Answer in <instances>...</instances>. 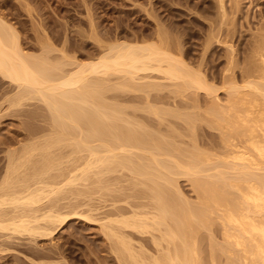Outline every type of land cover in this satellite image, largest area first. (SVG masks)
Listing matches in <instances>:
<instances>
[{"label": "rangeland", "instance_id": "rangeland-1", "mask_svg": "<svg viewBox=\"0 0 264 264\" xmlns=\"http://www.w3.org/2000/svg\"><path fill=\"white\" fill-rule=\"evenodd\" d=\"M224 1L228 22L232 23L227 27L231 31V37L229 36L228 39L234 41L232 43H235V48H237L235 49L237 53L234 52L236 53L234 55L243 61L244 56L249 54L248 49L253 42L252 34L264 26V0H237L240 2L238 13L231 9L234 5L233 0ZM215 3L214 0H0V18L12 26L25 53L40 55L43 53L42 48L47 47L48 52H51L48 55L52 60L70 59L81 63L101 55L102 44L108 45L110 42L113 44L118 41L151 42L157 23L161 24L160 26L163 24L162 30L167 32L170 39L173 38L172 41L179 43L182 53H176L177 56L184 57L182 59H186L185 62L189 61L187 64L191 67L204 71L205 75H209L208 80L212 72L218 74L214 76V81L210 79L208 82H213L211 85H214L213 87L217 90L214 95L217 96L221 105H225L227 94L220 81L226 55L224 45L216 43V38L212 39L214 43L207 49V56L205 55L202 61L200 58L202 55L200 53L204 51H202L203 46L205 49L211 38L210 34L216 36L219 33V16ZM230 12L233 13V17L236 14L238 17L231 19ZM210 23L213 24V33L207 31L210 30L209 25H212ZM223 35L222 31L217 39L219 40L220 37L223 40ZM63 53L66 59L62 57ZM241 53L246 54L243 56ZM154 74L150 73L152 79L148 78L149 80L144 81L156 84L157 87L153 88V91L149 88L143 89L142 92L141 90L116 88L114 83L118 82V77H110L107 83L110 88L105 92L102 91L101 96L99 95L102 97L100 100L103 107L108 105L106 114L112 116L110 120H107V124L113 128L110 132L114 134L122 128L124 130L134 128L142 137H149L151 145H148L147 150L141 153L131 150L135 155L140 154L139 157L144 156L141 157L143 163L149 161L144 160L146 156L148 159L151 157L148 153H151L153 140H164L162 142L169 143L167 146H171L172 149L178 146V150L184 151L186 148L190 150L196 147L199 151L212 153L210 154L212 156L217 155L214 156L215 158L221 156L224 152L223 137L213 124L209 125L212 122L204 112L209 105L211 106L209 104L211 97H207L202 91L196 92L191 89L183 90L184 92L177 91L171 82L164 79L163 81L160 75ZM144 81L141 82L145 83ZM26 93L23 88H18L15 83L0 76V194L3 190L2 186L5 190L13 188L17 192H22L27 185H31L30 187L34 189L41 188L40 183L43 182L48 185L56 183L54 185L57 191L61 188L59 194L47 195L46 198L42 195V199L39 197L41 202L31 208H35L34 211L38 210L36 215L39 216L45 213V209L48 211L49 207H53L51 209L55 211L54 213L60 216L63 214L61 217L64 221L56 223V226L52 224L54 227L50 224L52 230H48V226L47 231H39L41 234L44 232V235H38L39 232L27 235L28 233L0 231V264H127L129 260L126 254L118 250L122 249L118 244L119 235L111 239L110 229L118 232L120 238L131 240L130 247L134 248L132 250L138 256L139 254L146 257L151 256L153 252L151 234H143L141 230L118 229L115 224H109L107 219L109 216L110 218L130 217L132 213L138 215L151 213L153 203L147 195L149 194L148 184H145L141 177L134 176L129 169L119 167L117 164H112L111 169L110 167L109 169L106 167V169L104 167L94 169L93 167L91 172L87 173L89 178L80 176L82 168H85L89 159H87L89 154L84 149L81 150L82 148H77V150L74 147L84 136L83 131L72 128V131L70 130L72 134L69 137L67 135L68 138L53 147L52 141H49L57 133V128L53 125V113L51 114L52 111L46 102L39 100L35 95L31 97ZM114 109L115 113H113ZM154 113L157 114L154 115ZM99 143L95 141L89 145L97 147ZM41 156L43 159L45 157L48 162L44 159V163ZM131 158L134 159L133 156ZM13 167H16L15 173L11 171ZM44 171L48 172V176ZM37 172L39 175L33 177V180L31 174H37ZM208 174L211 173L208 172ZM177 175L172 178L175 187H171V192L168 189L169 194L174 195L175 190L178 189L179 196L195 204L197 195L190 178L181 174ZM71 176H74V179L78 177L77 181L73 179V184L67 185L66 181L72 179ZM160 181L163 180L160 179ZM176 194L178 195V192ZM14 207L6 205L0 208L4 212L2 216L4 220H9L10 216L15 215L13 213L16 209L19 213V209L22 208L18 206L15 209ZM215 223L210 232L215 239L217 238L216 243L220 244L222 241L221 226ZM38 224L43 225V222ZM39 225L37 227H40ZM42 225L41 227L47 226L46 223ZM205 231L201 230L199 234L200 256H203L205 260L201 257L202 264H211L208 259L210 258L208 254L209 232ZM219 256L216 262L223 264L221 261L225 259Z\"/></svg>", "mask_w": 264, "mask_h": 264}, {"label": "bare ground", "instance_id": "bare-ground-1", "mask_svg": "<svg viewBox=\"0 0 264 264\" xmlns=\"http://www.w3.org/2000/svg\"><path fill=\"white\" fill-rule=\"evenodd\" d=\"M214 1L219 16V27H217L220 34L218 32L216 36L210 34L211 38L205 49L203 46L202 51H204L200 53L202 54L200 58L201 61L205 59L207 49L214 43L211 41L212 39L216 38V43L224 45L225 63L223 72L219 74L222 83L220 85L227 94L225 105H221L217 96L214 95L217 90L213 87L214 85H211L213 82H208L218 74L212 72L208 80L209 75H205L204 71L191 67L187 64L189 61L185 62L186 59H182L184 57L177 56V54L182 53L179 43L172 41L173 38L171 40L167 32L162 30L163 24L160 26L161 24L158 25L157 23L151 42L118 41L116 43L114 40L115 43L113 44L110 42L108 45H101V55L81 63L70 59L66 61L60 58L59 60H52L48 55L50 51L48 52L47 47L42 48L43 53L41 52L40 55L25 53L12 26L0 18V76L8 79L11 83H15L18 88L21 87V89L26 90V94H30L29 96L35 95L39 100L47 103L52 111L51 114L53 113V125L57 128L56 136L49 140L52 141L53 147L68 138L72 134V132L70 133L72 128H77L83 131L84 136L80 138V142L76 143L74 148H82L81 150L84 149L89 154L87 157L89 159L85 168H82V175L80 174V176H87L93 167L94 169L95 167L109 169L112 164H117L119 167L129 169L134 176L141 177L144 183L148 184L149 194L147 195L153 203L151 213H144L143 215L132 213L130 217L119 215L120 217L110 218L109 216L107 218L108 223L115 224L118 229L141 230L143 234H151L153 252L151 256L146 257L135 254V251L132 250L133 247H130L131 240L120 238L118 232L110 229L111 239L113 236L119 235L117 237L118 244L121 245L122 249L118 250H121L122 254H126L130 264H202L203 256H200L199 250L201 230L209 232V241L206 240L209 242V245L207 244L209 253H207L210 256L208 259H210L211 264H218L216 262L218 255L224 257L225 261H221L223 264H264V26L257 30L255 28L256 31L252 34L253 42H250L248 49L249 54L246 56V53H241V55L246 56L241 61L240 58L236 57L237 55H234L237 53L235 43H232L234 41L228 39L231 31L227 27L231 26L232 23L228 22L225 1ZM233 1L232 4L234 5H230L232 6L231 9L237 11L240 2ZM231 15L233 17V13L230 12L229 16ZM232 17L231 19H235ZM209 26L210 30L207 31L212 32L213 24ZM215 30L214 33L217 31ZM222 31L224 32L223 40L220 37L218 40L217 36H221ZM63 54L62 57L66 59V55ZM150 73L160 75L162 80L171 82L177 91L184 92L183 90L191 89L196 92L202 91L206 93L207 97H211V103H209L211 106L209 105V108L204 112L210 119L209 121L212 122L209 125L213 124L223 137L224 150L221 149L224 152L221 156L215 158L214 156L217 155L212 156L210 155L212 153L207 154L203 150L201 152L196 147L190 150L186 148L184 151L178 150V146L172 149L171 146V148L167 146L169 143L162 142L164 140H160V142L152 139L154 143L150 148L151 153H148L151 154V157L148 159L146 156L144 160L149 161L143 163L142 156L139 157L140 154L135 155L132 151L136 150L141 153V151L147 150L148 145H151L149 137H142L134 128L127 130L122 128L123 131L118 130L114 134L110 132L113 128L107 124V120H110L112 116L106 114L108 105L103 107L100 100V98L102 99L100 97L102 91L105 92L106 89L110 88V85L107 84L110 77H118V82L114 83L116 88L141 90L142 92L143 89L151 88L152 90L157 87L156 84L144 81L152 77L149 75ZM142 80L145 83H142ZM196 92L194 93L196 94ZM153 110L155 112V109ZM113 113H115V109ZM209 121L207 120V122ZM80 135L83 134L80 133ZM95 141H99L101 144L99 143L97 147H91L89 144L95 143ZM77 150L75 151L77 152ZM44 159L46 160L45 157ZM44 159L42 161L45 163ZM40 163L42 164V162ZM16 167H13L11 171L14 172ZM162 170L165 171V174L160 172ZM39 172L33 175L30 173L32 179L38 176ZM208 172L211 174L207 175ZM179 174L190 178L191 185L197 195L195 204H191L181 195L179 196L178 189L175 190L174 195L169 194L168 189L175 187L172 178H175L173 177L175 175L179 176ZM71 178L66 181L67 185L73 184L74 176ZM160 179L163 181L159 182ZM137 182L139 183V181ZM43 183H40V185L42 184L41 188L34 189L31 188V185H27L23 191L21 190L22 192L7 188L9 186L5 190V187L2 186L0 208L6 205H12V208L14 206L22 208L19 209L21 212L18 213L14 207L16 210L13 215H15L10 216L9 220H4L2 217L4 212L0 209L3 213H0V218L3 219H0V231L34 235L39 231H47L46 228L50 224L56 226V223L64 221L61 217L63 214L60 216V214L54 213L55 211L51 209L53 207H49L48 211L45 209V213L39 216L36 215L38 210L34 211L35 208H31L41 202L39 197L42 199V195H45L44 198H46L47 195L59 194L61 188L58 187L57 191L54 185L56 183L53 185ZM41 222L43 225L46 223L47 226L41 224L43 226L41 227L38 224ZM215 222L221 226L222 241L220 244L216 243L217 238L215 239L210 232L213 224H216ZM60 223L59 225H61ZM37 224L41 228L37 227ZM49 229H51L50 226ZM40 232L38 235L41 234ZM43 233L41 235L45 234ZM218 261L220 262V259Z\"/></svg>", "mask_w": 264, "mask_h": 264}]
</instances>
